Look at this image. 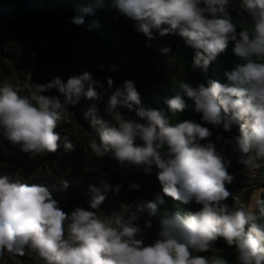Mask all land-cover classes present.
I'll return each mask as SVG.
<instances>
[{
	"label": "clouds",
	"instance_id": "9594fccd",
	"mask_svg": "<svg viewBox=\"0 0 264 264\" xmlns=\"http://www.w3.org/2000/svg\"><path fill=\"white\" fill-rule=\"evenodd\" d=\"M112 2L149 41L155 39L154 33L183 39L196 50L192 68L206 72L230 43L243 63L225 71L226 82L210 79L207 86H193L181 80L175 94L164 100L167 111L142 104L135 83L125 80L108 96L101 115L99 105L108 92L88 71L66 82L55 77L37 84L28 95H21L7 78L0 82V136L30 157L56 153L61 145L65 151H75L69 137L56 129L66 120L68 106L84 98L92 101L84 115L96 132L89 144L93 155L111 154L122 170L131 168L145 175L155 166L162 189L152 201L125 204L126 209L121 208L128 216L125 222L121 213L97 215L106 197L95 186H90L94 193L91 210L77 206L68 214L45 186L25 182L18 172L0 174V258L6 253L24 256L28 249L43 264H229L223 250L215 246L223 239L234 248L238 264H264V188L254 190L244 206H240L239 194L233 197V205L227 203L232 193L226 185L234 180L228 171L230 161L217 150L211 140L213 132L205 126L224 132L238 126V135H217L216 141L234 145L241 153L254 150L264 158V0H239L240 30L229 11L232 0ZM84 11L94 14L91 8ZM69 22L85 24L81 16ZM99 27L96 19L88 24L89 30ZM159 51L168 57L171 48L161 46ZM107 83L110 89L111 78ZM53 89L63 101L43 94ZM185 96L194 101L203 123L171 122L188 107ZM119 108L133 111L135 118H126ZM239 162L250 165L243 158ZM60 183L63 189L69 186L67 180ZM101 183L104 192L118 195L122 188ZM129 187L139 191L141 186L130 183ZM165 197L199 208L181 213L165 207L155 241L145 244L134 238L141 231L134 222L147 213L145 227L151 228V218L166 204ZM201 253H211V259Z\"/></svg>",
	"mask_w": 264,
	"mask_h": 264
},
{
	"label": "trees",
	"instance_id": "16d2710c",
	"mask_svg": "<svg viewBox=\"0 0 264 264\" xmlns=\"http://www.w3.org/2000/svg\"><path fill=\"white\" fill-rule=\"evenodd\" d=\"M88 8L93 10V15L85 13L84 9ZM229 11L240 30L242 18L239 15V0H232ZM75 16L83 17L85 24L76 26L70 23L69 18ZM94 19L99 20L101 27L89 30L88 24ZM48 35L55 43L53 46L43 44V38ZM154 35L155 39L149 41L135 31L133 22L120 14L112 0H0V80L27 79L31 89H18L21 95H28L37 84H46L55 77L66 82L69 77L88 71L94 79L101 81L108 92L104 103L99 105L101 115H104L108 96L125 80L135 83L142 104L167 111L164 100L175 94L176 85L181 80L193 86L200 83L207 86L210 79L226 82L225 71L231 70L236 63H243L233 54L234 44L230 43L228 50L219 55L206 72L202 68H192L195 49L186 46L178 35ZM149 44L150 47L147 46ZM161 46L171 48L168 57L160 53ZM109 78L113 81L110 89L107 83ZM43 94L58 96L61 101L64 99L55 89ZM184 98L188 107L183 113L173 116L171 122L188 119L203 123L202 114L194 110V101L187 96ZM91 103L82 98L78 104L69 105L66 120L56 129L62 136L69 137L75 144V151H65L61 145L56 153L30 157L21 151L19 145H12L0 136V174L18 172L25 182L45 186L59 202V207L68 214L77 206L89 209V201L94 195L90 186H95L106 197L97 215L104 217L114 212L121 213L126 222L128 216L121 209H126L125 204L140 199L152 201L156 194H162L157 170L153 166L152 172L147 175L131 168L122 170L111 154L102 158L93 155L89 144L96 137V132L84 115ZM118 110L128 119L135 118L133 111L126 108ZM105 119L111 117L105 115ZM205 126L212 130L211 140L220 153L222 147L231 145L216 141L215 137L221 135L231 138L239 134L236 125L232 126L231 132L212 128L211 125ZM251 153L256 152L250 150L245 155ZM105 179L109 185H122L118 195L111 190L103 191L101 181ZM62 180L68 181L67 189L62 188ZM130 183L139 184L140 190L130 189ZM260 186H264V183ZM226 187L228 190L234 188ZM165 201L166 204L161 206L157 215L151 218V228L145 227V221L149 218L147 213L141 214L140 219L134 222L141 229L134 238L143 240L145 244L153 243L165 207L169 212L181 213L199 208L195 203L184 205L170 197H165ZM222 241L218 240L215 246L223 250V256L229 264H238L234 248ZM5 255L16 264H26V258L36 256L28 249L24 256ZM201 255L211 259L212 254ZM33 256L28 259L34 263L36 260Z\"/></svg>",
	"mask_w": 264,
	"mask_h": 264
},
{
	"label": "rangeland",
	"instance_id": "374dc122",
	"mask_svg": "<svg viewBox=\"0 0 264 264\" xmlns=\"http://www.w3.org/2000/svg\"><path fill=\"white\" fill-rule=\"evenodd\" d=\"M43 44L45 46H53L55 43L51 39V37L48 35V37L43 38ZM33 62H35L34 58H31ZM17 88H26L28 87L29 90L31 89V86L27 83V79L24 80H16V79H9ZM3 80H0L2 82ZM221 154L222 156L230 161V166L228 171L234 176V180L231 184H228L230 186H233V190H235V194L240 196V206H244L249 201L251 194L254 190L258 188H264V186H260L264 183V158H260L256 155V153H251L248 155H245V153H241L238 150L235 149L234 145L231 146H224L221 148ZM243 158L244 160H247L250 162L249 166H245L244 164H241L239 161ZM258 166V167H256ZM255 173L254 178H251V174ZM108 179V178H107ZM106 182L108 183V181ZM231 197H229L227 203L231 206L234 204L235 201H231ZM223 244H226L224 241H222ZM29 256V255H28ZM33 256V255H32ZM28 257V258H32ZM36 260L34 263L31 261V259L26 258L25 263L26 264H43V261L40 260L37 255L33 256ZM0 264H16L15 261H13L11 258H8L6 255L3 258H0ZM22 264V263H18Z\"/></svg>",
	"mask_w": 264,
	"mask_h": 264
},
{
	"label": "built area",
	"instance_id": "2783aa9c",
	"mask_svg": "<svg viewBox=\"0 0 264 264\" xmlns=\"http://www.w3.org/2000/svg\"><path fill=\"white\" fill-rule=\"evenodd\" d=\"M226 186H230V185H226ZM230 187H233V186H230ZM229 191L232 193V199H231V201H234V199H233V197H235L236 196V192H235V190H233V188L232 189H229Z\"/></svg>",
	"mask_w": 264,
	"mask_h": 264
}]
</instances>
